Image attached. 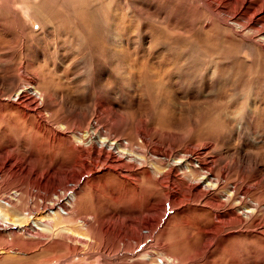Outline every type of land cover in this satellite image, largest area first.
<instances>
[{
    "label": "rangeland",
    "instance_id": "1",
    "mask_svg": "<svg viewBox=\"0 0 264 264\" xmlns=\"http://www.w3.org/2000/svg\"><path fill=\"white\" fill-rule=\"evenodd\" d=\"M245 1L0 0V264H264V0Z\"/></svg>",
    "mask_w": 264,
    "mask_h": 264
},
{
    "label": "bare ground",
    "instance_id": "2",
    "mask_svg": "<svg viewBox=\"0 0 264 264\" xmlns=\"http://www.w3.org/2000/svg\"><path fill=\"white\" fill-rule=\"evenodd\" d=\"M200 2H202V4H203V8H205L206 10H207V12H210L212 15H214V16H216L217 17V19L218 18H220L218 15V12H217V10L215 9L214 10V7H211L212 5H211V3H209L210 2V0H200ZM227 2H233V4L236 6V8L237 9H239V11H241V10H243L244 9V6H245V4H246V1L245 0H227ZM226 3V2H225ZM211 9V10H210ZM233 9V8H232ZM237 11V10H236ZM229 14V13H228ZM221 19V18H220ZM114 29V27L112 28V30ZM260 33H261V31H260ZM259 36V35H258ZM38 94V93H37ZM21 96V95H20ZM23 96V95H22ZM21 98V97H20ZM81 135V134H80ZM83 136H85V135H82V138H86V137H83ZM89 138H91L92 139V137H89ZM98 138V137H97ZM119 142V141H118ZM94 143V142H93ZM98 143H101V144H99V145H101V147H102V145L104 144H106L107 143V140H106V138H105V141H103V142H98ZM109 143V142H108ZM115 143H113L112 144V146L114 145ZM129 144V143H128ZM107 145V144H106ZM108 146V145H107ZM110 146H111V144H110ZM101 147H99V149L101 148ZM95 148V147H94ZM97 148V147H96ZM118 148V147H117ZM122 150V149H121ZM105 151V150H104ZM103 152V151H102ZM99 153V152H98ZM108 154V153H107ZM197 155V154H196ZM196 157H198V156H196ZM186 160H188L189 161V165L188 166H191V161H190V158L189 157H187L186 159H185V161L184 162H186ZM180 162V161H179ZM197 163H200L199 161L197 162ZM178 165V164H177ZM202 165V164H201ZM199 167V166H198ZM207 172V171H206ZM208 174V173H207ZM208 176V175H207ZM207 176H204V178L206 177L207 179H206V181H208L209 179H208V177ZM212 176V175H211ZM215 184H218V182H216ZM211 188H212V186H211ZM214 189H215V187H213ZM64 190V189H63ZM68 190H71L70 192H69V194H67L66 195V192L65 191H60V192H58V193H56L55 194V196L53 197V198H51V200H50V202H49V205H47V204H45V203H43L44 201L42 200V199H40L39 200V206H41V208L44 210V212H46V214H47V216H49L50 218L51 217H54V216H59V217H67L68 215H69V213H70V209H72V207H74V204L76 203V199H77V193L75 192L76 191V186H74L73 188H71V189H68ZM212 190V189H211ZM16 197H14V198H11L12 196H10L9 197V199H7L9 202L8 203H5V202H3V201H1L0 200V212H2V213H5V214H8L9 213V211H7L8 209H11L12 208V205L14 204V202L18 199V197H19V192L17 191V193H16ZM63 198H66V200H65V202L63 201ZM254 204H256V203H254ZM1 208H3V210L1 209ZM5 209V210H4ZM2 210V211H1ZM257 210V204L255 205V207H251L250 208V210H249V212L248 213H252V212H254V211H256ZM247 213V214H248ZM24 217L28 220L29 218H31V219H35L36 220V218H35V215H34V213H30L29 211H27L26 213H24ZM246 215V214H245ZM253 215V214H252ZM28 217V218H27ZM58 217H55V219H57ZM1 219H2V221H4V222H6V223H4L5 225V227H6V225H11V224H14L13 223V219H17V218H15V217H13V219H11L8 215L7 216H5V215H3V216H1ZM57 221V220H56ZM56 221H55V224L57 225V223H56ZM43 223V222H42ZM19 225H21L20 223H19ZM24 225V224H23ZM36 229H39L38 228V226H37V222H36ZM4 226H3V228H4ZM16 226V225H15ZM15 226H10V227H12V228H14ZM58 226V225H57ZM49 229H50V226H49ZM60 229V228H59ZM14 230V229H13ZM12 230V231H13ZM16 230V229H15ZM9 231H10V229H9ZM11 231V232H12ZM160 263L161 264H164V260L163 259H161L160 258ZM155 264V263H154Z\"/></svg>",
    "mask_w": 264,
    "mask_h": 264
},
{
    "label": "built area",
    "instance_id": "3",
    "mask_svg": "<svg viewBox=\"0 0 264 264\" xmlns=\"http://www.w3.org/2000/svg\"><path fill=\"white\" fill-rule=\"evenodd\" d=\"M17 191L18 190H16V189L8 191L7 194H4L2 197H0V200L5 202V203H8L9 201L7 199H9L10 196H12L11 198L16 197L17 196L16 195ZM45 204L49 205V202L47 203V201H46Z\"/></svg>",
    "mask_w": 264,
    "mask_h": 264
}]
</instances>
